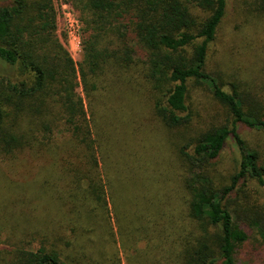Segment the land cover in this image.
Instances as JSON below:
<instances>
[{
    "label": "trees",
    "instance_id": "1",
    "mask_svg": "<svg viewBox=\"0 0 264 264\" xmlns=\"http://www.w3.org/2000/svg\"><path fill=\"white\" fill-rule=\"evenodd\" d=\"M54 1L0 0V225L37 247L18 240L3 264H121L120 253L125 264H236L247 229L264 241V203L248 191L264 189V148L238 133L264 132V69L244 103L207 72L227 0H58L80 24L78 63ZM253 1L259 19L264 0ZM190 80L206 82L219 109L204 128ZM229 138L241 160L217 182ZM119 139L138 153L128 165ZM156 171L184 192L179 214L152 202Z\"/></svg>",
    "mask_w": 264,
    "mask_h": 264
},
{
    "label": "rangeland",
    "instance_id": "2",
    "mask_svg": "<svg viewBox=\"0 0 264 264\" xmlns=\"http://www.w3.org/2000/svg\"><path fill=\"white\" fill-rule=\"evenodd\" d=\"M255 6L253 0H227L226 13L219 27L215 40L209 44L208 58H207V72L215 79H218L220 85H222L224 91L230 92L233 87L240 95L242 103L246 102V95L250 93L251 88H255V82L258 84L261 79L260 74L264 69V16L259 19L256 16H250L247 14V10ZM54 7L57 15V35L60 38L63 45L70 53L71 58L75 63H78L81 59V49L79 40L80 24L75 14L66 6L62 5L58 0L54 1ZM257 7V5H256ZM255 92V90H254ZM81 93V91H80ZM188 103L190 110L194 113L196 124H202L203 128L211 121V117L217 114L218 106L213 101L209 85L206 82L197 83L194 80L188 82ZM222 116V115H221ZM223 117V116H222ZM209 119V120H208ZM205 122V124L203 123ZM217 121V120H216ZM214 121V122H216ZM238 133L243 141L249 146H255L257 148H264V132L249 130L244 125H239ZM126 141L123 139L115 140L113 142V148L116 151L118 157L125 158V164L128 165L130 160L136 158L135 152L128 150L129 147L125 146ZM135 144H137L134 141ZM138 145V144H137ZM139 146L137 152H140ZM129 155L131 157H126ZM240 151L233 140L229 138L226 141L222 157L219 164L216 166V181L222 182L227 176L231 175L235 170L237 164L240 162ZM169 167V166H168ZM171 168L178 169V164L175 163ZM160 171L161 168H158ZM154 171H151L152 175ZM157 178L151 177V196L155 197L152 202L156 207L168 210L171 212L176 208V212L183 209L182 199L185 197L184 192L180 187L176 188V183L173 179L162 180L159 178L161 173L156 171ZM176 177L179 171L174 172ZM143 176L149 177V175L142 173ZM113 178V177H110ZM116 179V178H115ZM112 185L108 186L106 191V200L108 202L109 217L114 222L117 220L115 213L113 212L111 192L119 190L114 180H111ZM166 191H164V189ZM120 191V190H119ZM248 191L253 195L254 201L257 205L264 203V189L258 187L254 182ZM29 196L31 193L27 191ZM120 197V193L118 194ZM178 197V198H177ZM181 198V203H180ZM111 199V200H110ZM159 201L158 203H155ZM141 204V201H138ZM120 204V203H118ZM122 205V204H120ZM121 207V206H120ZM124 209H122L123 212ZM121 217V215H118ZM3 219V214H0V222ZM239 224V223H238ZM0 253L3 251H11L14 248L13 244L20 240L25 250H35V245L27 246L24 243V236L15 237L17 240H11L9 237L10 224L0 225ZM113 226V227H114ZM244 227V226H242ZM246 228V227H244ZM247 229V228H246ZM116 232V229L114 227ZM250 235V239L246 244L240 247L236 251L235 260L236 264H264V241L258 239L255 236L254 230L247 229ZM26 240H29L27 238ZM9 242L11 246L7 244ZM144 243L140 244L143 247ZM9 247V248H8ZM6 255V254H5ZM0 255V264L5 262ZM121 264L124 263L122 253H120Z\"/></svg>",
    "mask_w": 264,
    "mask_h": 264
}]
</instances>
